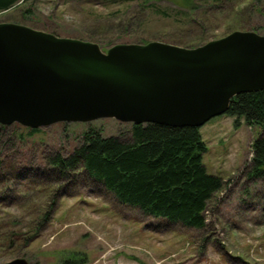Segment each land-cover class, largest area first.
Here are the masks:
<instances>
[{"label":"rangeland","instance_id":"374dc122","mask_svg":"<svg viewBox=\"0 0 264 264\" xmlns=\"http://www.w3.org/2000/svg\"><path fill=\"white\" fill-rule=\"evenodd\" d=\"M0 23L62 38L96 35L106 42L97 43L104 52L116 44L152 41L193 48L236 30L264 35V0H31L0 13ZM236 120L222 115L199 128L208 147V172L227 183L210 204L204 229L123 205L85 173L60 180L45 171L43 157L52 152L70 155L91 129L104 137L131 129L132 124L115 119L59 123L29 137L24 146L29 165L17 176L8 169L0 172V225L31 211L36 218L35 212L43 215L47 208L49 221L36 218L39 234L20 257L30 264H62L72 255L84 264H264V180L248 178L252 145L264 130L244 119L237 126ZM8 127L0 135L19 145L15 133L27 128ZM33 149L41 155H33ZM17 254L0 248V264Z\"/></svg>","mask_w":264,"mask_h":264},{"label":"water","instance_id":"95a60500","mask_svg":"<svg viewBox=\"0 0 264 264\" xmlns=\"http://www.w3.org/2000/svg\"><path fill=\"white\" fill-rule=\"evenodd\" d=\"M264 91V35L236 30L187 48L62 38L0 23V124L59 123L201 128L243 93ZM4 264H30L16 258Z\"/></svg>","mask_w":264,"mask_h":264},{"label":"trees","instance_id":"16d2710c","mask_svg":"<svg viewBox=\"0 0 264 264\" xmlns=\"http://www.w3.org/2000/svg\"><path fill=\"white\" fill-rule=\"evenodd\" d=\"M30 1L0 0V13L24 7ZM78 37L85 41L103 42L96 35ZM226 115L236 117L237 126L244 119L248 126H259L264 130V91L235 97ZM8 129V126L0 124V133ZM40 132L41 129L30 128L16 131L17 146L0 135V172L8 169L16 176L20 174L18 170L30 163L24 148L27 139ZM33 150V155H41V152ZM207 152L208 147L198 128L150 123L132 124L128 132L110 137L91 129L70 155L52 152L50 156L43 157V161L45 171L50 170L60 180L69 178L71 173H85L103 184L123 205L138 208L154 218L180 223L188 228L204 229L207 227L210 204L227 185L221 176L208 172L204 164ZM252 153L248 178L264 180V132L254 141ZM51 201V204L55 203V197ZM2 202L0 199V205ZM45 211L43 215L35 212L36 218L42 215L38 220L48 222L50 213L47 208ZM36 218L31 211L25 218L0 225V248L20 254L17 258L25 257L24 249L39 234L40 225ZM62 264H84V259L72 255Z\"/></svg>","mask_w":264,"mask_h":264}]
</instances>
